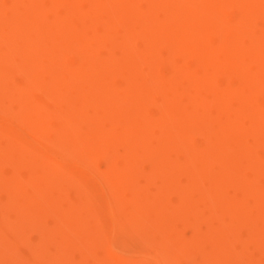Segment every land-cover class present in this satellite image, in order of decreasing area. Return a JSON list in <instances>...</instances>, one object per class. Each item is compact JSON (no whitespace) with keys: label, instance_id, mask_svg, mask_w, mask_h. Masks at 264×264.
Returning a JSON list of instances; mask_svg holds the SVG:
<instances>
[{"label":"bare ground","instance_id":"6f19581e","mask_svg":"<svg viewBox=\"0 0 264 264\" xmlns=\"http://www.w3.org/2000/svg\"><path fill=\"white\" fill-rule=\"evenodd\" d=\"M0 264H264V0H0Z\"/></svg>","mask_w":264,"mask_h":264},{"label":"rangeland","instance_id":"374dc122","mask_svg":"<svg viewBox=\"0 0 264 264\" xmlns=\"http://www.w3.org/2000/svg\"><path fill=\"white\" fill-rule=\"evenodd\" d=\"M14 78L16 80H18L19 79V75L18 74H15L14 75ZM10 110H11L10 112H11V114L13 116L16 117L18 115L17 108H16L15 105H12L11 108H10ZM15 117H13V118H15ZM14 122H15L14 123V126H15V128L17 130H19L20 132H23L24 134H29L30 133V129L24 123H21L18 120L14 121ZM32 234H33L34 237L36 236V234L34 232Z\"/></svg>","mask_w":264,"mask_h":264}]
</instances>
